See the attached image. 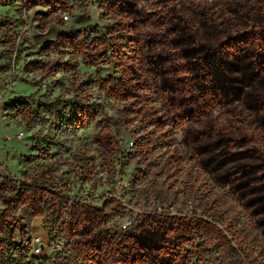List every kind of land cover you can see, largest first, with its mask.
Wrapping results in <instances>:
<instances>
[{"label": "rangeland", "instance_id": "obj_1", "mask_svg": "<svg viewBox=\"0 0 264 264\" xmlns=\"http://www.w3.org/2000/svg\"><path fill=\"white\" fill-rule=\"evenodd\" d=\"M42 1L4 18L0 264H264V0Z\"/></svg>", "mask_w": 264, "mask_h": 264}, {"label": "crops", "instance_id": "obj_2", "mask_svg": "<svg viewBox=\"0 0 264 264\" xmlns=\"http://www.w3.org/2000/svg\"><path fill=\"white\" fill-rule=\"evenodd\" d=\"M51 0H45L40 3H34L32 5L27 6V19L31 17L32 22H39L41 20H45V24L55 23L56 19L54 16L52 9L53 2ZM21 0H0V59L4 55L5 52V38L7 35V29L9 25L4 21L5 16L9 15V17L13 18V22L18 21L21 22ZM1 24H6L5 28L1 26ZM44 24V23H43ZM3 68L0 67V122L3 123V113H2V101L4 99V95L6 93V82L3 75Z\"/></svg>", "mask_w": 264, "mask_h": 264}, {"label": "built area", "instance_id": "obj_3", "mask_svg": "<svg viewBox=\"0 0 264 264\" xmlns=\"http://www.w3.org/2000/svg\"><path fill=\"white\" fill-rule=\"evenodd\" d=\"M63 20H64V21H68V20H69V16L65 15V16L63 17ZM34 243H35L36 246L39 247V248L36 249V254H39L40 251H41V249H42V245H43V244H42V241H41V239H40L39 237H37V238L34 240Z\"/></svg>", "mask_w": 264, "mask_h": 264}, {"label": "trees", "instance_id": "obj_4", "mask_svg": "<svg viewBox=\"0 0 264 264\" xmlns=\"http://www.w3.org/2000/svg\"><path fill=\"white\" fill-rule=\"evenodd\" d=\"M10 257H11V259H13V255H11ZM33 260H34L33 262L35 264H49V262H50L48 259H39V258H36V257H34ZM14 262H16V260H13L12 263H14ZM4 264H10V263L5 262Z\"/></svg>", "mask_w": 264, "mask_h": 264}]
</instances>
